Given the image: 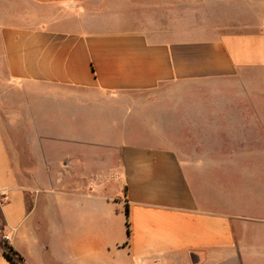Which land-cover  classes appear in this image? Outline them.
Masks as SVG:
<instances>
[{
    "label": "crops",
    "instance_id": "1",
    "mask_svg": "<svg viewBox=\"0 0 264 264\" xmlns=\"http://www.w3.org/2000/svg\"><path fill=\"white\" fill-rule=\"evenodd\" d=\"M263 73L264 0H0V264H264Z\"/></svg>",
    "mask_w": 264,
    "mask_h": 264
},
{
    "label": "trees",
    "instance_id": "2",
    "mask_svg": "<svg viewBox=\"0 0 264 264\" xmlns=\"http://www.w3.org/2000/svg\"><path fill=\"white\" fill-rule=\"evenodd\" d=\"M129 225V220H127L128 234H130ZM4 255L12 264H23L22 256L8 243H4Z\"/></svg>",
    "mask_w": 264,
    "mask_h": 264
},
{
    "label": "rangeland",
    "instance_id": "3",
    "mask_svg": "<svg viewBox=\"0 0 264 264\" xmlns=\"http://www.w3.org/2000/svg\"><path fill=\"white\" fill-rule=\"evenodd\" d=\"M23 9H25V3L23 4ZM263 85H264V73H263Z\"/></svg>",
    "mask_w": 264,
    "mask_h": 264
}]
</instances>
